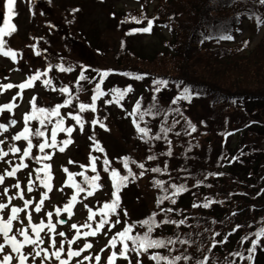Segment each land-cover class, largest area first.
Listing matches in <instances>:
<instances>
[{
    "label": "trees",
    "instance_id": "16d2710c",
    "mask_svg": "<svg viewBox=\"0 0 264 264\" xmlns=\"http://www.w3.org/2000/svg\"><path fill=\"white\" fill-rule=\"evenodd\" d=\"M148 2L153 6L151 12L146 9ZM141 6L142 12L124 11L120 20L121 16L135 23L159 19L173 39L165 42L167 49H160L154 55H143L132 47L125 51V43L116 49L118 62L123 63L120 59L126 57L128 60L123 65L129 64L117 70L132 74L133 81L141 85L143 91L137 97L140 111L151 112L139 121L142 127L151 130L148 137L142 139L133 127L136 143L133 152H141L140 155L128 152L123 157L130 158L129 167L134 173L133 166L142 171L139 163H144L146 169L159 167L162 171H145L137 179L130 177L119 193L120 204H124L123 194L129 190H137L140 197L151 193L149 210L131 222L136 224L133 235L146 231L138 222L153 212L160 213L157 221L185 220L179 227L161 226L153 232V237L165 240L179 237L189 244L177 242L169 246L174 251L163 248L151 249L150 253L193 257L178 264H195L206 256L208 264H229L233 260L235 264H249L252 261L229 253L242 252L247 256L254 238L252 233L264 227V33L254 45L252 38L245 36L237 40V36L244 21L250 27L262 25L257 18L264 20V5L259 0H142ZM126 12L129 13L123 15ZM111 15L114 19L115 13ZM229 35L233 39H220ZM137 76L143 79H136ZM113 77L116 88H120L121 76ZM157 80L168 81L166 87L160 86L158 93L153 91ZM184 88L190 90V98L173 103ZM162 126L170 129L166 139L160 132ZM191 126H195V132ZM157 134L162 139H150ZM234 136L239 137L236 143L232 141ZM149 155L157 158L149 161ZM122 158L121 167L116 170H125L127 175ZM144 178L146 182H142ZM157 180L164 181L169 195L174 191L172 184L183 185L188 191L175 196V204L166 200L158 205L164 188L155 184ZM209 201L212 202L209 207H203ZM194 204L200 206L193 207ZM161 208L173 211L165 215ZM118 213L122 219L121 212ZM237 225L241 227L227 235ZM225 236L227 243L211 248L214 240L220 241ZM245 236L250 239L241 244ZM143 256L151 264H157L148 259V254Z\"/></svg>",
    "mask_w": 264,
    "mask_h": 264
},
{
    "label": "rangeland",
    "instance_id": "374dc122",
    "mask_svg": "<svg viewBox=\"0 0 264 264\" xmlns=\"http://www.w3.org/2000/svg\"><path fill=\"white\" fill-rule=\"evenodd\" d=\"M154 4L155 3H153V5ZM141 5L142 0H16L14 6L16 15L9 21L15 24L17 31L11 37H5V39L8 42V46L17 51L18 56L17 61H13L10 57L0 55V84L12 83L18 85L26 81V79L36 71L42 73L46 72L47 75L42 76L40 80L36 81L34 88L25 89L22 100L19 97L17 98L16 103L19 107L13 110L12 113L14 114H10L9 111L5 110L4 113L0 115V123L8 124L11 119H15L18 122L14 127H10L8 132L0 136V139L7 138L6 143L0 145V147L7 150L10 142L15 143L21 149L26 146L23 140L12 141L11 137L13 134L15 135L23 130V117L26 113L31 111L29 101L33 96L37 97L38 106L51 108L56 104L62 103L63 100L67 98V94H61L58 91L60 87L69 86L72 88L73 96L79 95L78 101L74 100L72 105L61 109V115L65 117V127H75L71 136L74 143L70 144L63 153H60L58 148L48 149L47 153L52 155V159L50 161H44L43 163L51 164L50 171L53 179L50 183L53 185V189L48 193L50 198L45 200L42 211L40 213L33 212L32 216L33 222L35 223H39L42 219L47 222L46 212L52 211L53 223H56L59 219L68 221L63 225L57 224L56 227V232L63 231L66 233L65 237H56L57 247L63 243L65 255L69 247L80 249L83 248L85 243H91L93 245V248L84 251L81 257L73 258L70 264H76V260L83 259L85 255L92 256L93 259L91 261H85L84 264H96L94 259L96 254L101 255L99 264H107V257L110 255L112 249L109 247L102 253L100 250L105 248L112 235L121 231L126 224L131 223L133 219L140 218L151 207V201L148 198L151 193L145 194L144 197H140L137 190H129L123 194L124 204H120V207L117 209V211L121 212L122 219L121 223L117 225L116 228L108 231L109 226L106 225L97 236L86 238L83 237L82 233L90 229L80 228L81 237L72 245L67 243L68 240L73 239L75 236L76 230L71 228L72 224L83 225L87 222L91 223L93 228L96 227L95 220L98 221L100 215H96L95 220L88 221L87 217L89 213L87 209H85L84 204L89 205V207L95 211V207L99 210L105 202H110L111 197H109V192L113 187L111 169L121 167L120 159L127 155L128 152H133L136 148L133 136V127H135L133 124V117L128 116L127 113L133 111V102L138 101L137 97L143 90L139 83L129 78L132 76L129 75V77H126L117 73V68L127 67L129 64L123 65L128 60L126 57V61L120 59L124 61L123 63L122 61L118 62V58L115 55L118 51L116 49L120 47V43H125V45H127L125 51H127L129 47H132L143 55H154L155 52L160 49H167L165 42L173 39L171 34L161 25L159 19L155 21L152 20L153 26L148 33L140 31V29L147 27L148 21L135 23L130 21L127 16H121L123 19L120 20V15L124 11L137 13L141 10L142 12L143 8H141ZM148 8L150 12L153 9V6H151L149 2L146 5V9ZM74 9H78L79 11L74 12ZM114 13L115 17L111 19V14ZM128 13L129 12H126L123 15H127ZM6 14V0H0V26L4 24ZM241 28V34L237 36V39L245 36L250 37L252 38L251 45L258 43L264 33V26L250 27L246 21L243 22ZM32 45H35V48L31 47ZM36 51H39L41 54L37 56L35 54ZM60 64H63L66 68L71 67L73 71L61 73L58 67H56ZM49 65L52 66L51 71H48ZM83 68L97 73L94 77L97 81L100 79L99 73L110 71L108 77H113L114 75L121 76L118 78L119 89L123 90L131 86L133 90L120 101V104H106L105 101L112 98L111 90L116 88V86L112 85L111 81H109L104 86L105 88H103L104 91L109 92V95L97 100L99 104L97 111L93 113L89 110L81 113L85 121L84 131L81 132L79 126L67 116V113L70 111L73 112V114L78 112V103H90V98L94 94L92 90L95 87V82L92 80H90L91 82L81 81L84 90L77 92L75 82ZM86 74L87 71L85 72V75ZM44 79H51L57 91H53L52 88L46 87L42 83ZM18 91L19 89L14 87L0 94V105L10 102ZM121 105H123V107H121ZM94 118H98L105 123L109 130L106 131L100 128L99 125L93 128L90 121ZM55 119L56 118H53V124H50V128L48 129L49 138L50 130L54 125ZM37 127H39L38 122L32 121L30 128L34 130ZM90 136H95V140H90ZM67 138L68 136L66 133H58L57 135L58 142ZM238 139V136H234L232 141L236 143ZM96 141L105 149L104 153L95 150ZM37 142L41 141L37 140ZM140 153L141 152H133L132 155L138 156ZM90 155L99 157L96 162L97 172H92L91 170ZM12 156L13 154H10L9 157L5 159H11L13 164L21 162ZM18 156L19 154H16V158H18ZM105 156L110 161L109 172L103 170V159ZM70 160L75 163L70 164ZM24 162L28 163L29 167L19 171L16 177H7L4 185H0V194L3 193L4 187H8L10 189L9 195L15 196L16 189L11 188V186L19 181L21 187L24 189L25 198L33 201V204L29 208V210H32L35 203L39 202L42 193L47 190L39 184V181H36L33 192H27L28 173L32 172V179L35 180L34 170L43 165L42 163H37L33 159H27ZM81 165L84 167H81ZM64 167H67L71 173H84V175L89 177L99 173L101 180L97 183L103 185L102 188H97L95 194L91 197L85 199V195H83L85 193L78 197L79 202L74 205L72 210L73 215L70 219L68 214L63 211L59 216L55 214V208L58 207V204L61 202H63V204L68 203V198L75 190L71 186L66 185L68 174L63 171ZM133 167L136 169L137 176H139V170L136 166ZM10 168L11 166L7 163L0 162V174H3L6 169L10 170ZM118 171L124 175L126 174L125 170ZM43 175L44 174L41 173V176ZM84 175H75L73 179L76 183L84 182L82 179ZM142 182H146L145 178ZM61 187L64 189L63 192L59 190ZM0 202H7V198L0 195ZM12 205L22 207L23 202L18 198L13 199L10 207ZM10 207L4 211L5 219H7V216L10 214ZM125 210L127 212L126 217L123 215ZM20 217L24 221V224L28 223L24 213H21ZM111 219L115 220L116 216L113 215ZM20 226L18 222H14L13 233H15L16 229ZM47 231L48 230L45 229L41 233V236L44 237V243L41 247H47L49 251H53L50 247L49 238L46 235ZM132 234H134V230ZM18 239L21 238L18 237ZM0 242H3L2 238H0ZM261 245H264V237L261 238ZM119 246L121 245L118 243V248L116 247L115 249L117 252L120 251ZM31 250V246H26L24 249L26 253ZM7 251H10V249L6 248V252ZM129 255L132 264H136L137 257L133 254ZM140 259L142 260V264H148L142 258ZM256 261L257 264H264V247L258 246L254 259L252 262L248 263L252 264ZM12 264H17L15 259L12 261ZM28 264H33L31 257H29ZM35 264H41L40 258H36ZM45 264H59V262L53 258L51 261L45 262ZM115 264H128V261L117 259ZM149 264L151 263L149 262Z\"/></svg>",
    "mask_w": 264,
    "mask_h": 264
},
{
    "label": "snow or ice",
    "instance_id": "6c2138e0",
    "mask_svg": "<svg viewBox=\"0 0 264 264\" xmlns=\"http://www.w3.org/2000/svg\"><path fill=\"white\" fill-rule=\"evenodd\" d=\"M259 3L261 5H264V0H259ZM16 4V0H6V7H7V14L5 16L4 24L0 26V55L4 57H10L13 61H17L18 53L17 51L13 50L10 46H8V42L5 39V37H11L16 31L17 28L14 23H10V19L16 15L14 12V6ZM75 11H79L78 9H74ZM132 19H136L133 17ZM258 22L260 24H264V20H261L260 18H257ZM138 23L141 21H137ZM153 26V21L149 20L147 27H144L140 29V31L148 33L151 31ZM211 37H208L210 39ZM220 39H233L232 36H222ZM31 47L35 48V45H32ZM35 54L39 56L41 53L39 51H36ZM59 71L61 73L64 72H72L73 69L71 67H64L63 64L57 65ZM52 66L49 65L48 71H51ZM88 71L87 68H83L79 76L76 80V87L77 92L83 91V85L81 84V81H90V78L85 75V72ZM46 72H40L36 71L34 74L30 75L26 81L21 82L18 85L12 84V83H4L0 84V94H3V92L10 90L12 88H18L19 91L17 92L16 96L12 97V100L9 103H5L3 105H0V115L4 113L5 110L9 112H13L15 108H18L19 105L16 103L17 98L19 97L21 100L23 99L24 91L25 89H31L35 87V82L40 80L42 76H46ZM110 75V71H103L99 73L100 79L97 83H95L94 87V94L91 96V103H85L80 102L78 103V112L73 114V112H68L67 116L70 117L73 121H75V124L79 126V130L81 132L84 131L85 127V121L83 117L81 116V113H84L86 111H91L95 113L97 111V104L96 101L100 99L101 97H105L109 95V92H106L102 89V85L104 83L105 78H107ZM124 75H131L130 73H124ZM136 79H143L142 76L135 77ZM94 79V78H93ZM42 83L46 87L52 88L53 91H57V89L53 86L51 79H44ZM154 84L157 85L153 89L154 92H160L161 87H166L168 85L167 80H157L154 81ZM131 86L121 90L119 88H113L111 90L112 98L105 101L106 104H120V101L124 99V97L132 92ZM58 91L61 94H67V98L63 100L62 103L56 104L54 107L46 108V107H40L37 105V97L33 96L31 100L29 101L31 105V111L29 113H26L23 117L24 121V128L19 133L13 135L11 137L12 141H25L26 147L21 149L18 147L15 143L9 144L7 150H5L3 147H0V162H5L8 165L11 166L10 170L6 169L3 174H0V185H4L5 180L7 177H16L17 173L21 171L22 169H27L29 167L28 163H25L24 161L31 158L35 160L37 163H42V167H37L35 171V180L32 179V172L28 173V181H27V192L31 193L34 190V184L36 181H39V184L43 186L44 189L47 191L43 192L41 195V198L39 202L35 203L34 208L32 210H29L30 206L33 204V201L31 199L25 198L24 189L21 187V183L17 181V183L13 184L11 188L16 189L15 196L9 195L10 189L8 187H4L3 193L0 194L7 198V202H0V238H2L3 242H0V264H12V261L15 259L17 264H28L29 257L32 258L33 264H35L36 258H40L41 264H45L47 261H51L53 258H55L56 261L59 262V264H70V261L73 258H79L81 257L82 253L86 250L92 249L93 245L91 243H85L83 245V248L80 249H73L69 247L67 249L66 255H65V248L63 243L59 247H57V241L56 237H65L66 233L56 232L57 224L63 225L67 223L68 221L64 219L57 220L56 223H53L52 217L53 212L48 211L46 212L47 216V222H45L43 219L40 220L39 223L33 222L32 216L33 212L40 213L42 211L43 205L45 204V200L49 199L48 193L52 191L53 185L50 183V181L53 179L52 173L50 171L51 164L50 163H43L44 161H50L52 159V155L47 153L46 149H57L60 153H63L66 151V148L74 143V141L71 139L72 133L75 130L74 126H68L65 127V117L61 115V109L69 107L73 104V101L79 100V95L73 96L72 95V88L69 86H63L58 89ZM190 98V90L188 88H184L183 92L173 100V103H176L178 100L181 99H189ZM123 107V105H121ZM141 104L139 101H137L134 109L132 112L127 113L128 116L133 117V124L135 125V128L139 134H141V138L148 137L149 132L151 131L148 127H142L139 121H143L144 117L147 115H150V111H140ZM178 111V110H177ZM14 114V113H13ZM53 118L55 119L54 125L50 130V138L48 137V125L53 124ZM106 119V118H105ZM37 121L39 124V127H37L34 131L30 128V122ZM18 122L15 119H11L8 124L0 123V134L6 133L9 131L10 127H14ZM91 126L95 128V126L99 125L100 128L108 131L106 124L103 123L98 118H94L90 121ZM170 131L169 128L161 127L160 132L164 133V137L166 139L167 132ZM191 131L195 132L196 128L195 126H191ZM58 133H66L68 138L63 139L61 141H57V135ZM178 134V133H177ZM33 137L42 138L41 142H38L37 144L33 143ZM6 139H0V145H4L6 143ZM90 140H95V136H90ZM150 139L160 140L162 139L160 134L155 135L154 137H151ZM168 143H171L168 141ZM38 148L39 152L42 155L33 156V149ZM95 150L104 153L105 149L100 146L99 142L96 141L95 143ZM10 154L16 155L19 154L18 159L21 161L20 163L13 164V161L11 159L6 160V157H9ZM169 156L172 155L171 151L167 153ZM157 157L154 155L147 156V159L149 161L155 160ZM99 157L97 156H91L90 155V167L92 172H97V160ZM123 167L125 169H128L127 175H121L118 170L115 168L111 169V180H112V186H113V192L111 193L112 199L110 202H105L100 208L99 215L100 219L96 222V227L93 228L91 223H85L83 225H77L72 224L71 228L75 229V236L73 239H70L67 241L69 245H72L81 237L80 228H86L90 229L89 231H84L82 233L83 237H95L98 233H100L106 225H108V231H111L112 229L116 228L117 225L121 223L120 219V213H118L117 209L120 207V191L122 188L127 186V183L129 181V178L137 179V174L132 171V169L129 167V157H123ZM133 164H135V161H131ZM70 164L75 163L74 161H69ZM103 165H104V171L109 172L110 168V161L106 158L103 159ZM81 167H84L81 165ZM138 168L142 171L139 172V177H143L145 175V171H151L153 173H159L162 171L159 167H153L150 169L145 168L144 163H139ZM166 170V169H164ZM63 171L68 174V178L66 181V185L71 186L73 189H75V192L69 199L68 203H66L63 206V209L61 207L55 208V214L59 216L61 212H65L68 214L69 219L73 215V207L75 204H77L78 197L81 193H85V199L87 197H91L95 194V190L97 188H102L103 185L98 184L97 182L101 180V177L99 173H97L94 176H87L84 175V173H71L69 172L67 167L63 168ZM41 173L44 175L41 176ZM75 175H84V181L88 185V187L82 186L80 183H76L73 179ZM211 175V174H210ZM155 184L160 187L164 188V195L160 196L157 200L158 205H162L164 201L170 200L172 204L176 203L175 196L179 195L182 192L188 191L186 187L183 185L177 186L176 184H172L170 187L174 190L171 195L168 194V189L164 187V181L157 180L155 181ZM61 192H63V187L59 189ZM20 199L23 202V206H15L11 205V202L13 199ZM211 201L208 203H204L203 207L207 208L209 207ZM200 205L194 204L193 207H199ZM10 207V214L7 216V219L4 218V211L6 209H9ZM85 209H87L89 215L87 217L88 221L95 220V217L97 215V211H94L89 205L84 204ZM172 208H161L160 212L164 213L165 215L167 213L172 212ZM24 213L25 217L28 221L27 224H24V221L21 219L20 214ZM235 214V213H234ZM115 215L116 219L112 220L111 217ZM123 215L126 217L127 212L126 210L123 212ZM160 215V213L153 212L148 218L139 221L141 227H146V231L143 234L136 233L135 235L132 234L134 228L136 227V224L133 223H127L126 226L119 232H116L114 235H112L111 239L109 240L108 244L105 246L104 249H101V253L104 252L107 248H111L112 251L110 255L107 257V264H115L117 259H124L128 261V264H132L131 257L129 253H135L137 260L136 264H142V260L140 259L141 256L148 254V259L151 261L159 262L165 261L166 264H178L180 261H191L193 259L190 255L180 254L175 256H166L161 255L159 252H153L150 253L151 249H163V248H169L170 245L174 246L177 242L181 244H189L190 242L187 240H179V237H177L176 240L172 239H162V238H154L153 232L156 229H159L163 225H169L173 224L179 227L180 225L185 224V220L181 219L179 221L175 220H169V219H161L160 221H157V216ZM14 222H18L21 226L16 229L15 233H13L14 228ZM241 226L237 225L231 233H228L227 235H231L235 231H237ZM47 229L46 235L49 238L50 247L53 249V251H49V248L47 247H41V245L44 243V237L41 236V233ZM31 233V234H30ZM216 236H219V233H215ZM252 236L255 237L254 239H251V246L247 249V256L244 255L242 252H233L229 253L230 256L233 257H239L241 260H249L252 261L254 254L257 250L258 246L264 247V245H261V238L264 237V227H261L257 232L252 233ZM20 237L21 239H18ZM250 237L245 236L241 240V244H243L246 241H249ZM131 246H130V243ZM121 245L120 251L117 252L115 249L117 247V244ZM227 243V236L224 237V239L220 241H213L211 248L217 247L218 244H225ZM26 246H31L32 250L30 252H25L24 249ZM6 248L10 249V251L6 252ZM175 248H169V251H174ZM211 250V249H210ZM93 259L92 256L85 255L83 256V259H77L76 264H84L85 261H91ZM96 264H99L101 260V255L96 254L94 257ZM195 264H208V257H204V259H198L195 261ZM229 264H235V261H230Z\"/></svg>",
    "mask_w": 264,
    "mask_h": 264
}]
</instances>
